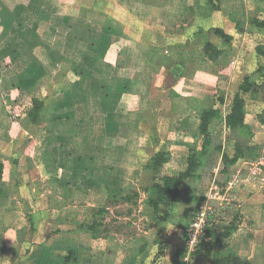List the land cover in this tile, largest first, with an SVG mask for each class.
<instances>
[{"label": "crops", "instance_id": "1", "mask_svg": "<svg viewBox=\"0 0 264 264\" xmlns=\"http://www.w3.org/2000/svg\"><path fill=\"white\" fill-rule=\"evenodd\" d=\"M255 21L264 0H0V264H213L227 249L264 264V125L226 168L233 143L217 128L200 178L169 206L155 212L143 191L184 169L198 138L192 117L216 96L227 101L254 67L244 57L249 42H264ZM206 42L222 51L216 62ZM34 98L43 108L32 123ZM161 149L169 160L144 168ZM255 162L260 175L246 176ZM237 171L217 220L237 225L228 248L195 255L183 237L196 208L186 199L205 202ZM96 217L93 238L83 226ZM114 218L127 224L116 229ZM156 239L166 245L157 258Z\"/></svg>", "mask_w": 264, "mask_h": 264}, {"label": "trees", "instance_id": "2", "mask_svg": "<svg viewBox=\"0 0 264 264\" xmlns=\"http://www.w3.org/2000/svg\"><path fill=\"white\" fill-rule=\"evenodd\" d=\"M129 4V3H128ZM132 4V3H131ZM259 26H264V21H255ZM222 39L228 40L230 37L226 35L222 29L214 28L212 30ZM204 54L216 62L220 56L221 50L217 49L211 43L206 42L203 46ZM254 67L247 72L238 84L236 90L231 97L224 101L222 96H216L213 105L200 109L192 118L196 123L197 141L191 148L186 157V165L184 169L174 176H164L161 181L154 182L150 186L144 188L147 204L156 212L159 208L169 206L178 200L182 184L190 179H198L204 170V164L210 155L213 146V134L217 128L223 127L226 138L233 143V151L231 153L222 154V164L224 168L233 165L254 149L250 145L252 138L257 135L264 125V45L259 43L255 47ZM249 95L252 98L261 101L258 108L254 110V122L248 120L247 111L245 109V99ZM259 95H261L259 97ZM43 108V102L38 99H32V105L27 112L30 122H35L37 116ZM220 148V147H219ZM169 152L159 150L149 158L144 168L157 169L169 160ZM186 202H194L198 208L203 198L196 193L190 194ZM104 209H99L96 216H100ZM95 213L93 212V217ZM190 217V215H189ZM189 220V218L186 220ZM185 223V224H186ZM101 221L99 217L92 220L91 223L83 226L91 237L100 236ZM237 225L232 221L223 226L222 229L216 230L214 227L208 228L207 238L200 243L194 250L195 255H199L202 251H210L213 249L228 248L226 240L230 234L236 229ZM154 243L157 245L155 258L163 254L166 245L156 239ZM213 264H252L249 260L243 259L230 251H226L223 257H215L212 259ZM143 264V263H142ZM149 264H155L153 261Z\"/></svg>", "mask_w": 264, "mask_h": 264}, {"label": "built area", "instance_id": "3", "mask_svg": "<svg viewBox=\"0 0 264 264\" xmlns=\"http://www.w3.org/2000/svg\"><path fill=\"white\" fill-rule=\"evenodd\" d=\"M259 166L260 165L257 164L248 167V174L246 176L257 178L261 173ZM243 176L244 175L241 171H237L231 179L232 183H228L226 190L229 191L234 183L240 182L243 179ZM226 190L221 192V189L214 184L206 198L228 202L230 196L227 197V194L229 195V193L226 192ZM211 212L213 213L212 209L203 202L185 224L183 229L184 243L190 251H194L200 243L206 240L208 228L211 227V223L209 222L210 217L212 216Z\"/></svg>", "mask_w": 264, "mask_h": 264}, {"label": "rangeland", "instance_id": "4", "mask_svg": "<svg viewBox=\"0 0 264 264\" xmlns=\"http://www.w3.org/2000/svg\"><path fill=\"white\" fill-rule=\"evenodd\" d=\"M133 8V10L134 11H137V9H138V6H137V3H133V4H131V8L130 9H132ZM149 9H147L146 11L149 13L150 12V10L148 11ZM143 13V12H142ZM138 16H139V14H137ZM140 17V16H139ZM147 18H149V14H147V16H146ZM142 20V19H141ZM151 21L152 22V24L154 25V26H159L158 25V23H156V21H155V19H144V21ZM259 43H263L264 44V42L263 41H251V42H249V44H248V46L250 47V49H254V51H248L247 52V54H246V56L244 57L245 58V62H246V64H244L245 66V68L247 69V70H249V69H251V67H252V65L254 64V58H253V54H252V52H255V45L256 44H259ZM218 90V95L219 94H221V92H219V89H217ZM221 90H223V89H221ZM261 95H259V97H260ZM254 99V98H253ZM251 97H249V95H247L246 96V99H245V109H246V111H247V118H248V120H251L252 118L254 119V110L256 109V108H258V104H256L255 103V101H256V99L255 100H253ZM253 100V101H252ZM260 103H261V101H259ZM191 121H193V120H191ZM218 130V129H217ZM261 145L262 144H260V147H261ZM255 159V158H254ZM254 159H252V161L254 160ZM256 163L257 162H255L254 164L256 165ZM260 164H263L262 162H260ZM259 164V165H260ZM262 166H264V165H262ZM230 178V175H227L226 177H225V180L223 179L222 181H220V183L217 181V183H218V185H222V186H218V188H220L221 189V192H224L225 190H226V188H227V186H228V183L226 182L228 179ZM233 178V177H232ZM231 178V179H232ZM231 179H229V180H231ZM217 183H214L215 185L217 184ZM223 185L225 186V188H223ZM217 186V185H216ZM230 190H232V189H229V191ZM209 191H210V189H209ZM209 191H207V194H208V192ZM229 191H227L226 190V192H228L229 193ZM228 196H230V195H228L227 194V197ZM205 197V196H204ZM205 202L204 203H206L207 204V206H209L211 209H212V211H213V213H212V216L210 217V223H211V227H214V228H216V230H219V229H221V227H223V225L224 224H219L218 222H217V220H218V218L220 217V216H218V213H219V210L221 209V208H224V207H229V205H231V201L230 200H228V202H226V201H224V200H217V199H215V201H212V203H211V205L209 204V201L211 202V199H208V198H206L205 197ZM229 199H230V197H229ZM202 203H203V201H202ZM198 208L196 207V208H194L193 210H192V212H190L189 213V215H190V217L193 215V213H194V211H196ZM118 214H119V212H118ZM121 216L123 217V215L121 214ZM189 217V218H190ZM115 219V218H114ZM115 221H120L121 223H120V225H114L115 226V228L116 229H119L120 230V227H124V226H122V225H124V223H126V220H125V222L123 223L121 220H117V219H115ZM128 222V221H127ZM127 224V223H126ZM132 234H133V231H128V236H132ZM184 234V233H183ZM184 237V236H183ZM163 243H164V241L163 240H161Z\"/></svg>", "mask_w": 264, "mask_h": 264}]
</instances>
